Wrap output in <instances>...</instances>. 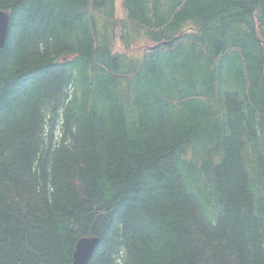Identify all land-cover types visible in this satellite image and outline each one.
<instances>
[{
    "label": "trees",
    "instance_id": "trees-1",
    "mask_svg": "<svg viewBox=\"0 0 264 264\" xmlns=\"http://www.w3.org/2000/svg\"><path fill=\"white\" fill-rule=\"evenodd\" d=\"M1 10L0 264H264V0Z\"/></svg>",
    "mask_w": 264,
    "mask_h": 264
},
{
    "label": "water",
    "instance_id": "water-1",
    "mask_svg": "<svg viewBox=\"0 0 264 264\" xmlns=\"http://www.w3.org/2000/svg\"><path fill=\"white\" fill-rule=\"evenodd\" d=\"M10 26L9 12L0 11V48H3L8 39ZM99 244V238L94 236L81 237L76 243V249L73 253L71 264H89L96 248Z\"/></svg>",
    "mask_w": 264,
    "mask_h": 264
},
{
    "label": "rangeland",
    "instance_id": "rangeland-1",
    "mask_svg": "<svg viewBox=\"0 0 264 264\" xmlns=\"http://www.w3.org/2000/svg\"><path fill=\"white\" fill-rule=\"evenodd\" d=\"M117 13H118L119 17H123L125 15L124 9L122 8V6L120 4L118 6ZM146 47H147V44L145 42H139V43L135 44L134 46H132V48L125 49L122 47L120 42L117 43V50L129 52V54H132V55L142 54L144 52V50L146 49Z\"/></svg>",
    "mask_w": 264,
    "mask_h": 264
},
{
    "label": "bare ground",
    "instance_id": "bare-ground-1",
    "mask_svg": "<svg viewBox=\"0 0 264 264\" xmlns=\"http://www.w3.org/2000/svg\"><path fill=\"white\" fill-rule=\"evenodd\" d=\"M4 48V47H3ZM235 48V47H234ZM230 50V49H229ZM94 237H96V236H94Z\"/></svg>",
    "mask_w": 264,
    "mask_h": 264
}]
</instances>
